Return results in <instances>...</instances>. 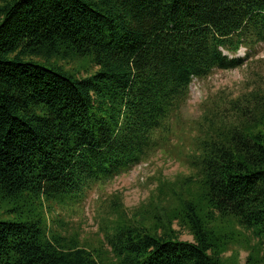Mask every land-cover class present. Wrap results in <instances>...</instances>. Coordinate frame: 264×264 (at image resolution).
I'll return each instance as SVG.
<instances>
[{
  "label": "trees",
  "instance_id": "16d2710c",
  "mask_svg": "<svg viewBox=\"0 0 264 264\" xmlns=\"http://www.w3.org/2000/svg\"><path fill=\"white\" fill-rule=\"evenodd\" d=\"M259 44L264 0H0V264H264V84L187 126L186 175L130 215L115 195L96 247L50 220L145 162L192 80Z\"/></svg>",
  "mask_w": 264,
  "mask_h": 264
},
{
  "label": "rangeland",
  "instance_id": "374dc122",
  "mask_svg": "<svg viewBox=\"0 0 264 264\" xmlns=\"http://www.w3.org/2000/svg\"><path fill=\"white\" fill-rule=\"evenodd\" d=\"M240 49L237 57L244 56ZM264 84V44H259L251 58L233 70H213L205 79H193L189 87V98L180 113L182 125L176 127L174 136L150 154L147 160L132 167L128 172L105 184L93 185L81 202L55 206L50 220L54 230L62 235L77 233L80 240L96 247L102 239L99 229L110 219L112 199L119 196L122 209L130 215L140 204L145 203L154 192L159 179L174 180L186 175L188 167L179 146L190 138L188 125L197 121L208 107L234 98L252 86ZM177 124H179L177 122ZM181 240L191 242L192 238L181 232ZM246 253L240 252V264H244Z\"/></svg>",
  "mask_w": 264,
  "mask_h": 264
}]
</instances>
